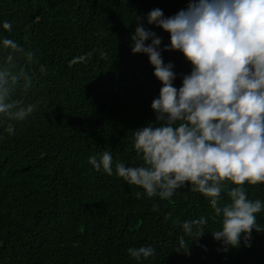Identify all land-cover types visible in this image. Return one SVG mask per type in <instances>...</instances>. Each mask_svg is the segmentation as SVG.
I'll return each instance as SVG.
<instances>
[{"label": "trees", "instance_id": "16d2710c", "mask_svg": "<svg viewBox=\"0 0 264 264\" xmlns=\"http://www.w3.org/2000/svg\"><path fill=\"white\" fill-rule=\"evenodd\" d=\"M186 7L187 0H0V41L34 52L35 63L19 60L33 86L13 99L38 102L23 122L0 116V264H264V231H253L251 247L242 241L224 251L210 232L220 218L188 185L169 200L148 198L115 170L108 176L88 162L109 151L114 164L142 163L133 130L155 121L151 103L162 85L148 56L132 53L130 37L143 17L162 50L169 33L149 25L147 14L158 8L169 17ZM161 54L174 65L179 88L191 64L179 51ZM6 55L0 43V61ZM80 56L88 58L70 66ZM245 190L264 202V183ZM202 216L205 235L190 243L189 254L175 251L182 222ZM257 223L264 227V210ZM141 246H152L154 256L128 255Z\"/></svg>", "mask_w": 264, "mask_h": 264}, {"label": "clouds", "instance_id": "9594fccd", "mask_svg": "<svg viewBox=\"0 0 264 264\" xmlns=\"http://www.w3.org/2000/svg\"><path fill=\"white\" fill-rule=\"evenodd\" d=\"M143 19L137 16L131 51L148 56L162 87L151 103L155 121L133 130L134 149L142 163L114 164L109 151L89 157L88 162L108 176L115 170L128 184L142 188L148 198L169 200L188 185L220 218V228L210 232L224 251L229 246L238 248L242 241L251 247L253 231H264L257 223L264 202L250 199L245 190L246 184L264 183V0H187L185 9L169 17L153 9L147 23L170 36V44L162 50V39L143 26ZM2 27L12 30L7 21ZM0 43L7 50L0 61V116L23 122L36 111L38 102L24 103L13 96L18 89L26 93L33 86L32 76L19 60L35 63L34 52L9 38ZM162 51H179L191 64L179 88L173 86L174 65L164 63ZM101 56L107 54L101 52ZM87 58L77 57L70 66ZM40 71L45 68L41 66ZM14 129L15 124L9 123L5 130L11 135ZM170 217L168 213L165 219ZM207 224L203 216L183 221L175 251L189 254L190 243L205 235ZM127 253L141 261L153 257L155 249L141 246L128 248Z\"/></svg>", "mask_w": 264, "mask_h": 264}]
</instances>
